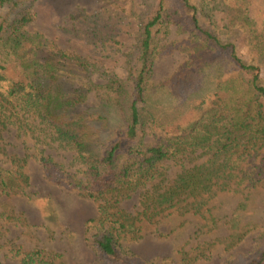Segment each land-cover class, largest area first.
Returning a JSON list of instances; mask_svg holds the SVG:
<instances>
[{
  "label": "trees",
  "instance_id": "1",
  "mask_svg": "<svg viewBox=\"0 0 264 264\" xmlns=\"http://www.w3.org/2000/svg\"><path fill=\"white\" fill-rule=\"evenodd\" d=\"M36 1L0 0V161L7 164L6 155L20 161L16 166L0 164L1 194H20L17 187L24 173L19 170L32 155L48 177L100 200L93 244L101 264H151L121 241L124 234L140 232L141 215L155 217L182 203L183 210L180 206L178 211L183 215L194 210L206 217L202 202L186 201L188 189L207 178L210 187L226 189L232 182L239 186L244 181L246 187L260 191L264 183V32L248 15L250 0H224L231 16L227 34L218 30L197 0H151L140 12L122 6L137 19V39L127 78L104 80L93 78L86 58L54 51L40 32L27 29ZM172 25L188 34L182 43L188 57L171 77L153 85L156 61L165 50L159 35ZM236 32L253 38L246 54L238 49ZM227 65L235 66L237 74L225 76ZM20 111L24 117L13 118ZM11 123L22 134L44 140L43 145L55 142L68 147L81 167L72 169L45 147L35 146L38 140L33 141L38 155L9 151L1 129ZM197 152L208 154L211 165L186 170H209L207 175H194L193 181L184 172L168 184L160 178L162 161ZM149 182L154 187L145 191L144 210L132 213L120 204ZM4 217L7 213L0 210V219ZM240 224L242 234L224 236L230 239L224 240L227 245L221 246L219 238L200 239L198 258L206 259L203 250L220 246L225 252L238 245L248 232L247 222L235 220L234 231L230 230L235 232ZM22 253L21 264H55L40 247ZM193 262L194 258L185 256L181 264ZM226 264H264V227L251 251Z\"/></svg>",
  "mask_w": 264,
  "mask_h": 264
},
{
  "label": "rangeland",
  "instance_id": "2",
  "mask_svg": "<svg viewBox=\"0 0 264 264\" xmlns=\"http://www.w3.org/2000/svg\"><path fill=\"white\" fill-rule=\"evenodd\" d=\"M151 0H37L33 20L27 25L30 31L40 32L47 46L54 51L65 50L90 61L93 78L108 79L112 77L127 78L129 60L133 55L137 39L138 24L134 15L121 8L144 10ZM202 5L218 30L227 34L231 25V16L224 0H197ZM248 15L260 32H264V0H250ZM115 4L120 9L115 10ZM236 42L241 53L246 54L252 36L236 32ZM188 34L181 32L177 26L169 27V32L159 35L160 44L165 48L157 59L153 85L171 77L188 54L182 48ZM225 76L237 74L233 65L225 67ZM264 74V73H263ZM157 98V97H156ZM26 116V115H25ZM23 118L22 112H15L13 118ZM34 120L33 117H29ZM37 122V120H36ZM9 151L25 150L40 154L35 146H43L47 153L70 165L72 169L81 167L73 161V151L60 147L53 142L52 146L43 145L44 140L21 133L17 126L9 124L1 129ZM26 146V147H25ZM1 158V157H0ZM5 166L19 164L14 156L3 157ZM37 158V157H36ZM208 154L191 153L179 159L168 158L162 161L158 170L165 183L176 180L180 173L207 175L209 170H186L188 167H208L212 161ZM2 160V159H1ZM216 164V163H215ZM22 171L20 194L6 195L0 193V210L7 217L0 219V261L2 264H21L20 257L25 250L40 247L55 264H101L93 237L98 230V204L100 200L91 197L78 188L57 182L48 177L42 164L29 156ZM83 167V166H82ZM17 168V167H16ZM214 179V178H213ZM205 183L189 188V199L186 202H202L205 213L187 210L183 215L182 203L164 209L155 217H144L137 222L140 232L124 234L121 241L124 247L139 254L151 264H181L185 256L194 258L193 264H226L238 254L251 251L257 242V236L264 227V183L259 192L232 182L230 188H218ZM154 185V184H153ZM148 183L132 196L120 201L132 213L144 210L142 198ZM184 202V203H186ZM243 212V213H242ZM241 218V219H240ZM187 219V220H186ZM247 222L248 232L238 245L226 250H203L206 259L198 258L202 251L196 247L199 240L219 238L221 246L227 245L228 233L242 234L241 225L234 221ZM207 224V225H206ZM109 226L108 222L104 223ZM230 232V230H232ZM204 230V231H202ZM232 234V236H233ZM227 240V241H224Z\"/></svg>",
  "mask_w": 264,
  "mask_h": 264
}]
</instances>
